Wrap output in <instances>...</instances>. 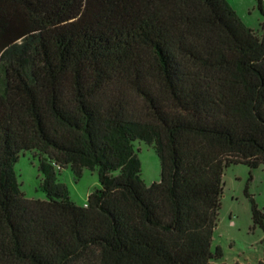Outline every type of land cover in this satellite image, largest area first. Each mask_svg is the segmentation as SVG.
<instances>
[{"label":"trees","instance_id":"obj_1","mask_svg":"<svg viewBox=\"0 0 264 264\" xmlns=\"http://www.w3.org/2000/svg\"><path fill=\"white\" fill-rule=\"evenodd\" d=\"M26 151L47 199L20 189ZM233 164L264 166V22L227 0H0V264H212ZM68 166L98 171L86 206Z\"/></svg>","mask_w":264,"mask_h":264},{"label":"rangeland","instance_id":"obj_2","mask_svg":"<svg viewBox=\"0 0 264 264\" xmlns=\"http://www.w3.org/2000/svg\"><path fill=\"white\" fill-rule=\"evenodd\" d=\"M244 23L261 33L264 22L259 0H227ZM142 164L141 177L146 184L161 180V161L152 145L141 140L133 142ZM21 191L27 198L47 199L42 188L39 158L35 152L26 151L14 165ZM59 182L65 184L70 198L86 206L91 192L101 187L98 171L85 169L78 177L70 166L57 169ZM221 209L213 236V251L220 248L223 255L212 264L264 263V228L255 225L252 199L264 212V166L251 169L246 164H233L225 170Z\"/></svg>","mask_w":264,"mask_h":264}]
</instances>
